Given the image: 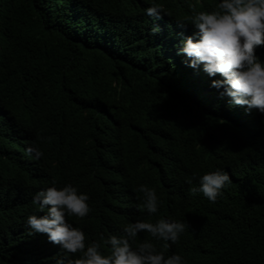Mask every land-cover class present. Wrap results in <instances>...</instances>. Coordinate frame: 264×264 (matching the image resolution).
Instances as JSON below:
<instances>
[{
	"label": "trees",
	"instance_id": "trees-1",
	"mask_svg": "<svg viewBox=\"0 0 264 264\" xmlns=\"http://www.w3.org/2000/svg\"><path fill=\"white\" fill-rule=\"evenodd\" d=\"M155 2L159 18L144 12L152 0H0V264H54L61 247L26 228L45 214L32 196L54 184L89 196L85 217H66L86 244L165 218L190 226L176 244L138 234L165 257L264 264V114L230 105L211 87L220 74L177 55L189 18L219 0ZM255 53L264 61V46ZM217 169L231 183L215 202L189 195ZM141 184L156 214L138 211Z\"/></svg>",
	"mask_w": 264,
	"mask_h": 264
},
{
	"label": "clouds",
	"instance_id": "clouds-1",
	"mask_svg": "<svg viewBox=\"0 0 264 264\" xmlns=\"http://www.w3.org/2000/svg\"><path fill=\"white\" fill-rule=\"evenodd\" d=\"M144 12L159 18L162 8L152 0ZM189 19L195 30L180 40L177 55L185 56L188 66L194 69L203 65L209 77L220 74L222 79L212 80L211 87L222 89L220 96L228 97L230 105L264 114V61L255 53L257 47L264 46V0H219L212 11L194 12ZM151 31L155 34L159 29L153 27ZM25 151L34 159L43 156L36 146ZM198 180V185L189 188V195L199 193L210 202H215L231 183L229 174L220 169L209 171ZM187 182L192 184L191 179ZM133 191L138 194L139 212L148 216L158 212L161 201L155 188L141 184ZM88 200L89 196L72 184L61 188L54 184L32 196V203L45 214L26 218L27 235L47 234L50 243L61 247L62 254L49 258L54 264H186L182 255L165 257L153 242L138 240V234L146 232L155 241H163L161 248L167 249L169 242L176 244L190 228L184 221L161 218L153 223L137 218L123 226L122 235H101L98 241L86 244L85 233L66 217H85L90 211ZM102 246H108V254L100 251ZM76 253L79 257L73 255Z\"/></svg>",
	"mask_w": 264,
	"mask_h": 264
}]
</instances>
